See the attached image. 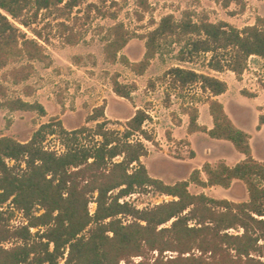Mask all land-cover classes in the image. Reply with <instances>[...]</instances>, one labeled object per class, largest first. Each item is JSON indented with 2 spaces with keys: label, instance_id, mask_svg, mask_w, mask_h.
I'll list each match as a JSON object with an SVG mask.
<instances>
[{
  "label": "trees",
  "instance_id": "16d2710c",
  "mask_svg": "<svg viewBox=\"0 0 264 264\" xmlns=\"http://www.w3.org/2000/svg\"><path fill=\"white\" fill-rule=\"evenodd\" d=\"M211 1H219L224 8L232 3L244 8L243 0ZM80 2L0 0L2 79L21 84L32 76L33 61L48 59L38 41L40 32L32 28L41 12H71ZM112 34L104 47L105 60L109 64L121 62L139 76L148 69L160 40L165 38L181 43L177 61L191 62L199 55H209V70L231 71L237 79L251 56L264 59L263 17L238 29L225 21L212 23L207 17L193 20L187 11L179 21L166 15L145 35V53L137 62L119 55L131 38L124 25L115 24ZM68 43L76 44L73 39ZM165 75L171 78L172 86L184 89L199 85L207 94L213 126L208 130L199 125L198 110L192 108L186 112L188 133L203 132L212 139L228 141L244 159L234 166L206 162L201 169H194L188 180L167 184L150 176L141 160L148 156L144 141H155L144 128L150 120L146 110L136 109L122 131L113 130L107 127L113 121L105 116V104L94 107L87 116L86 123L94 122L93 127L67 130L59 118L52 117L40 124L27 142L0 137V264H264V162L253 157L250 134L236 127L216 99L227 91L226 82L180 66L170 68ZM118 79V74L112 76V92L131 102L136 86ZM32 93L31 87H24V96ZM241 93L252 95L244 90ZM2 108L46 115L38 102L8 97L0 83ZM263 124L264 115H260L257 130ZM48 137L56 138L61 152L45 146ZM8 161L13 164L8 165ZM235 180L244 185L247 201L189 191L190 183L229 189ZM150 191L172 199L143 209L125 200ZM91 202L95 203L93 213L89 211ZM3 205L8 206L3 209ZM15 211L22 213L27 224L10 226ZM5 242L11 246L4 247ZM166 251L177 256L165 259L162 254ZM153 252H157L156 257ZM134 257L142 260L133 262Z\"/></svg>",
  "mask_w": 264,
  "mask_h": 264
},
{
  "label": "rangeland",
  "instance_id": "374dc122",
  "mask_svg": "<svg viewBox=\"0 0 264 264\" xmlns=\"http://www.w3.org/2000/svg\"><path fill=\"white\" fill-rule=\"evenodd\" d=\"M243 1L244 8L241 9L234 3L224 8L219 1L211 0H81L71 12L61 13L55 9L54 15L41 12L32 28L40 32L41 38L38 41L45 48L48 59L33 61L34 72L27 81L15 85L10 79H2L0 73V83L6 88L8 97L20 96L27 101L38 102L44 106L46 115L2 108L0 137L27 142L39 125L48 122L52 117L59 118L67 130L84 125L93 127L95 123H86V118L94 107L102 104L108 107L105 108L108 116H105L113 121L107 127L122 131L124 120L130 117L131 111L134 112L133 107L138 106L150 116L144 128L155 140L154 143L144 141L148 156L141 159L150 176L173 184L188 180L190 173L200 162L221 157L232 163L235 156L240 154L230 142L216 143L214 139L195 138L197 157L190 161L193 153L188 141L171 136L172 124L180 125L181 116L195 108V103H200V106L207 103V94L200 90L199 85L184 89L172 86L171 78L165 73L172 67L180 66L214 76V72L206 67L209 55H199L191 62H179L176 56L181 43L173 38H165L160 40V46L148 69L139 76L121 62L109 64L105 60L104 47L113 38L112 28L117 23H122L131 35L119 55L126 56L131 62H137L142 60L145 53V35L156 28L160 19L166 15H172L179 21L187 11L193 20L207 17L212 23L225 21L238 29L254 25L258 17L264 18V0ZM21 29L29 37L37 39L26 28ZM70 39L75 40L76 44L70 45ZM19 64L21 62L9 65L3 72ZM114 74L119 75V82L136 86L131 94V102L113 94L111 80ZM237 80L240 82V93L244 90L253 96L257 91L264 90V64L250 59L247 69ZM25 86L33 90L30 97L23 94ZM249 97L250 95L244 96L242 93L240 95L232 85L228 98L223 100L226 101V110L230 117L242 130L252 135L254 158L264 162V128L258 132L255 101ZM260 102L264 107V97H261ZM117 121L120 123H115ZM202 145L211 147L213 154L207 157ZM45 146L59 152L62 150L55 137H48ZM12 164L8 161V165ZM189 191L192 194L203 193L233 202L248 200L247 191L240 182L234 183L229 189L216 186L202 188L190 183ZM171 199L152 191L135 193L125 198L138 209L152 207ZM7 206L3 205V209ZM94 210L95 203L91 202L89 211L93 213ZM25 224L27 221L22 213L15 211L10 226ZM34 231L31 229V232ZM2 245L8 248L11 243L5 242ZM152 256L156 257L157 252H153ZM175 256L177 253L171 251L162 254L165 259ZM141 260V257L132 258L136 263ZM149 261L152 262L153 258ZM120 264L125 263L121 261Z\"/></svg>",
  "mask_w": 264,
  "mask_h": 264
},
{
  "label": "crops",
  "instance_id": "0c3cea01",
  "mask_svg": "<svg viewBox=\"0 0 264 264\" xmlns=\"http://www.w3.org/2000/svg\"><path fill=\"white\" fill-rule=\"evenodd\" d=\"M250 59H255V60H257L258 63L264 64V59H262L260 57L251 56L249 58V60ZM213 75H214V77H217L218 79L226 82V84L228 86L227 91L225 93L217 96L216 99L223 104L227 115L232 120V122L236 125V127H238L239 129L241 128V130H242V127L240 125H238V123L234 119H232V117H230V115L228 114V112L226 110V105H225L226 101L223 100V98L224 99L228 98V95L230 94V90H231V86L232 85L234 86V88H236L237 92L241 95V93H240L241 88L239 87L240 82L236 79L234 73L231 72V71L214 72ZM261 97H264V90H262V89L257 91L253 96L249 97V98H251V99H253L255 101L256 115L258 116V118H259L260 115H264V107H263V105L260 102ZM103 99L106 100V98H103ZM122 99H124V98H122ZM194 107L198 110V124L201 125V126L206 127L208 130L211 129L212 126H213V121H212V117L209 114L208 103L205 102L201 106H200V103H195ZM107 108L108 107H106V109ZM138 108H139L138 106L133 107L134 112ZM134 112L131 111L130 117L133 116ZM105 115L108 116V110L106 111ZM107 116H106V118H107ZM130 117L126 118L124 121L128 120ZM115 119H117V118H115ZM181 119H182V122H181L180 125H174V124L171 123L172 124V127L170 128V131L172 133L171 136L176 138V139L183 138V139H186L188 141L189 148H190V150L193 153V158L190 159V161H194L196 159V157H197V153H196V150H195L196 143H195L194 139L195 138H203L204 140H212V138H210L206 133H203V132L188 133V125H189V117H188V115L184 113L181 116ZM263 128H264V124L260 127L258 132H261L263 130ZM250 136H251V139H250V145H251L252 135H250ZM214 140H216V139H214ZM156 141H158V140H156ZM220 142H228V141L216 140V143H220ZM202 146H203L202 147L203 152H204V154L207 157H209V156H211L213 154V150H212L211 147H208V145H202ZM251 150H252V147H251ZM243 159H244V156L242 154H240L238 156H235L234 161L232 163H228V161L225 158L218 157V158H216V160H206V161L200 162V165H198L196 169H201L202 165L204 163H206V162L210 163L211 165H215V164H217L219 162H224L228 166H234L235 164L239 163ZM202 176H203V178H205V176L203 174H202ZM236 182H239V181L235 180L233 182V184L236 183ZM213 187H215V186H213ZM216 187H218V186H216Z\"/></svg>",
  "mask_w": 264,
  "mask_h": 264
}]
</instances>
